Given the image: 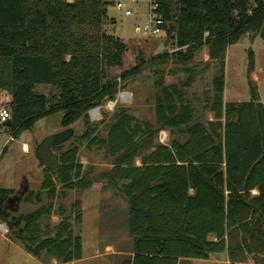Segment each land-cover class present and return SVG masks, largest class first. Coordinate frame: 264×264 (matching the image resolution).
<instances>
[{
    "label": "trees",
    "instance_id": "1",
    "mask_svg": "<svg viewBox=\"0 0 264 264\" xmlns=\"http://www.w3.org/2000/svg\"><path fill=\"white\" fill-rule=\"evenodd\" d=\"M158 1L162 28L175 49L139 57L118 79L112 69L124 66L129 48L107 29L117 23L109 17L114 1L0 0V88L10 99L13 138L56 113L63 114L64 129L84 121L81 135L55 147L59 167L52 171L41 163L40 189L24 198L51 201L11 227L36 258L72 264L84 256L83 237L75 230L83 221L82 201L67 209L54 200L93 186L80 161L86 145L111 160L102 173L104 188L128 204L131 250L120 264H183L215 254L227 255L228 264H264V102L252 81L250 100H224L228 48L251 32L264 40V0ZM205 47L216 73L214 92L200 108L188 89L200 73L191 63ZM248 57L251 74L252 49ZM168 62L180 65L186 79L167 85L158 65ZM149 66H157L155 124L123 106L108 123L91 121V110L115 101L123 83ZM37 85L59 93L45 95ZM200 112L214 120L203 121ZM162 129L171 131L170 143L158 141ZM15 192L0 187L1 221ZM54 212L61 218L56 225L46 221Z\"/></svg>",
    "mask_w": 264,
    "mask_h": 264
},
{
    "label": "rangeland",
    "instance_id": "2",
    "mask_svg": "<svg viewBox=\"0 0 264 264\" xmlns=\"http://www.w3.org/2000/svg\"><path fill=\"white\" fill-rule=\"evenodd\" d=\"M113 1L114 3L109 6V17L115 18L117 23L108 24L107 29L121 37L129 48L124 66L112 69L114 77L120 79L124 71L138 63L139 57L149 60L160 53L175 49L166 33L156 36L138 34V27L149 21L150 0ZM119 2L125 4L126 8L120 9L117 6ZM127 8L132 9L131 15H126ZM250 49L255 55V67L251 74L248 57ZM206 65L208 67L205 69ZM191 66L200 73L194 85L188 89L189 99L194 105L202 108L204 96L214 92L216 63L210 60L208 49L205 47L197 53ZM158 67L165 70L164 78L167 85L178 83L187 77L186 72L180 70L181 66L174 62L164 63ZM155 69L157 66H149L140 76L124 82L115 101H107L98 109L90 111L91 121L100 125L102 122L108 123L113 120L116 108L123 106L139 119L155 124V99L158 92L155 86V80L158 78ZM225 74V102L250 100V81L264 102V40L258 34L248 33L239 43L228 48ZM36 90L45 95L59 93L57 88L46 85H37ZM124 94L127 97L124 98ZM62 117V113L45 117L19 138H13L9 126L0 124V187L16 190L7 204V219L0 220V264H60L54 257L43 255L36 258L26 252L23 243L14 236L11 227L13 222L18 223L22 214L51 201L45 198L42 203H36L27 202L24 198L29 191L40 189L44 166L36 155V148L47 135L64 129ZM199 118L203 121L214 120L210 112H200ZM73 127L75 134L81 135L84 131V121L80 120ZM172 138L170 130L162 129L158 141L170 143ZM5 148L7 150L4 153ZM80 161L84 166L85 175L93 181V186L89 189L71 191L66 199L54 200L56 207L64 204L67 209H70L72 202L82 201L83 221L75 225V230L83 237L84 256L82 260L73 264H120L131 250L127 226L128 204L120 193L104 188L102 173L111 167V160L103 151H91L84 145L81 147ZM60 220L56 212L46 219L52 225H56ZM228 263L227 255L215 254L210 260L194 259L183 264Z\"/></svg>",
    "mask_w": 264,
    "mask_h": 264
},
{
    "label": "water",
    "instance_id": "3",
    "mask_svg": "<svg viewBox=\"0 0 264 264\" xmlns=\"http://www.w3.org/2000/svg\"><path fill=\"white\" fill-rule=\"evenodd\" d=\"M4 125L11 126L12 119H9ZM74 135L75 128L71 126L59 132L47 135L38 144L36 148V155L46 168L54 171L59 167L60 155L55 151V147L68 143L74 137Z\"/></svg>",
    "mask_w": 264,
    "mask_h": 264
},
{
    "label": "built area",
    "instance_id": "4",
    "mask_svg": "<svg viewBox=\"0 0 264 264\" xmlns=\"http://www.w3.org/2000/svg\"><path fill=\"white\" fill-rule=\"evenodd\" d=\"M151 10L149 21L142 27H138L139 34L144 35H161L165 33L162 28L164 23L163 19L157 13L160 6L158 0H150ZM117 6L120 9L126 8V5L119 2ZM126 15H131L133 13L131 8L125 10ZM9 119H12V111L10 107V99L6 97L4 91L0 88V124H5ZM7 231V229H6Z\"/></svg>",
    "mask_w": 264,
    "mask_h": 264
},
{
    "label": "crops",
    "instance_id": "5",
    "mask_svg": "<svg viewBox=\"0 0 264 264\" xmlns=\"http://www.w3.org/2000/svg\"><path fill=\"white\" fill-rule=\"evenodd\" d=\"M137 32H138V29H137ZM138 34H139V32H138ZM81 260H82V259H81ZM77 261H80V260H77ZM74 262H76V261H74ZM74 262H72V264H73Z\"/></svg>",
    "mask_w": 264,
    "mask_h": 264
},
{
    "label": "bare ground",
    "instance_id": "6",
    "mask_svg": "<svg viewBox=\"0 0 264 264\" xmlns=\"http://www.w3.org/2000/svg\"><path fill=\"white\" fill-rule=\"evenodd\" d=\"M123 97L125 98V97H127V95H126V94H124V95H123Z\"/></svg>",
    "mask_w": 264,
    "mask_h": 264
}]
</instances>
